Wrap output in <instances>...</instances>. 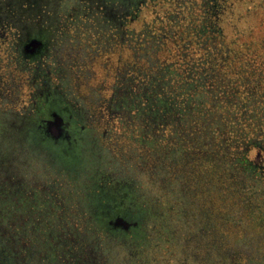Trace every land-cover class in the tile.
I'll list each match as a JSON object with an SVG mask.
<instances>
[{"label":"trees","instance_id":"16d2710c","mask_svg":"<svg viewBox=\"0 0 264 264\" xmlns=\"http://www.w3.org/2000/svg\"><path fill=\"white\" fill-rule=\"evenodd\" d=\"M41 1L0 3V27L9 31V51L15 61L26 58L20 51L21 43L37 36L36 32L27 35L23 28H27L24 21L36 22L35 10L39 9ZM144 1L147 0H110L107 4L111 7L113 3L118 18L126 23ZM232 2L199 0L196 4L194 0L196 5L190 6V11L183 5L180 14L187 22L179 33L172 34L180 41L187 39V44H181L184 50L180 59L163 62L155 56V63L146 60V66L127 65L122 71L127 73L124 78L116 75L112 98L105 105L106 118L115 117L122 129L134 132L129 138L141 152L133 148L122 152L131 168L125 172L135 178L110 183L109 186L123 197L115 203L119 208H114L115 214L100 225L101 233L118 232L126 240L135 238L144 224L152 230L149 239L163 238L175 254L183 251V258H177L178 261L181 258L183 264H264V40L257 43V47L248 41L243 48L237 45V38L227 41L223 15ZM102 15L105 16V11ZM106 17L107 24L115 30L113 16L107 14ZM114 32L117 37V31ZM158 33L160 35L156 36ZM158 33L151 32L149 24L130 33L137 41L143 40V45H135L133 51L151 41L156 45L154 49L161 47L163 42L159 39L167 37ZM37 38L44 43L42 37ZM189 47L193 49L191 52ZM257 48L259 53L255 52ZM127 77L131 80L128 87L123 81ZM45 95L35 93V104L30 109L0 108V128L20 135L33 133L38 142H50L54 160H59L57 153H60L64 157L60 159L66 161L67 157L76 155L74 150L82 145V136L90 130L86 127L79 131L76 124L80 122L74 117L68 120L67 113L61 109L65 123L71 126L56 139L49 136L45 123L52 119L56 106L52 97L45 103ZM56 105L63 106L61 102ZM6 159L0 149V190L4 199L8 198L5 193H11L4 201L7 208L1 210L6 219L21 215L19 219L23 223V214L14 212L8 205L12 199H18L16 193L22 181L4 172ZM172 172L180 175L179 179L185 176L183 187L189 186V191L184 192L192 202L188 210L182 206L181 195L185 193L178 191L177 196L171 192ZM138 176H143L146 184ZM160 182L164 183L165 190L160 189ZM91 187L108 203L105 189L96 178ZM131 194L136 199L143 195L145 205L142 207L150 214L149 222H154L153 225L131 218L124 211L130 205H137L131 200ZM151 195H155V199L151 200ZM172 215L177 217L178 223L171 222ZM117 216L131 224L127 230H119L109 223ZM6 219L0 226V261H3L0 264H9L12 260L14 264H27L31 258L21 233L24 230L35 232L38 228L20 224L13 230L15 225L7 223ZM53 231L50 226L46 229L47 236L51 237L46 261L57 264L61 258L67 264H80L73 253L76 240L65 241L63 252L74 248L59 254L56 243L60 240L52 239ZM66 233L61 231V235Z\"/></svg>","mask_w":264,"mask_h":264},{"label":"rangeland","instance_id":"374dc122","mask_svg":"<svg viewBox=\"0 0 264 264\" xmlns=\"http://www.w3.org/2000/svg\"><path fill=\"white\" fill-rule=\"evenodd\" d=\"M3 1L9 0H0V3ZM108 1L110 0H42L39 9L35 10L36 22L24 21L27 27L23 28L25 33L29 32L30 35L36 32L44 40V46L38 53L40 55L32 63L27 62V59L14 60L15 57L9 51V31L0 27V108L24 107L33 86L38 84L39 78L35 75L39 73L40 79L46 83V96L48 99L52 97L53 104H63L59 108L67 113L68 120L74 117L80 124L92 122L95 127V131L82 136V145L74 150L76 155L67 157L66 161L60 159L64 158L60 153H57L59 160H54L50 142H38L33 133L20 135L19 132L0 128V149L7 156L4 172L16 175L18 179L20 177L19 181H22L21 189L16 193L18 199L14 198L7 204L11 210L24 216L23 223H20L21 215L6 219L1 209L7 208L4 201L8 200L11 193H5L8 198L4 199V193L0 190V226L6 219L7 223L15 225L13 230L20 224H25L26 228H38L35 232L24 230L21 233L27 242L26 250L31 258L27 264H55L45 259L51 240L46 234L48 226L54 230L52 239L60 240L56 243L59 254L74 248L69 247L63 252L65 241L76 240L77 247L73 253L80 264H183V251L175 254L172 246L166 245L163 238L149 239L152 230L149 231L144 224L136 232L135 238L126 240L118 232L113 235L101 233L100 225L115 214L114 208L119 209L115 203L123 197L119 191L109 186L110 183L118 179L135 178L133 174L125 172L121 167L122 161L116 155L128 148H133L138 153L141 149L129 138L134 132L122 129L115 117L106 118V107L99 104L101 101L103 104L105 98L109 97L116 75L119 79L124 78L127 73L122 71L132 62L138 66H146V60L155 63L156 57L163 62L180 59L184 50L181 44H187V39L180 41L172 34L179 33L187 22L180 14L182 6L185 5L190 11V6L198 4L199 0H196V4H193L194 0H147L146 6L142 5L126 23L124 20L121 22L115 7H109ZM230 1H233L232 5L224 13L222 23L227 41L232 42L237 38L236 43L242 48L248 41L250 44L254 42V47H257V43L264 40V0ZM43 7L48 9L50 16L43 13ZM103 11L105 16L102 15ZM183 12L187 17L185 10ZM107 14L113 16L117 37L114 35V27L112 29L107 24ZM194 14L197 12L194 11ZM145 24H149L151 32H161L168 39H159L163 43L157 49H154L156 45H152L151 41L133 51L135 45H143V40L137 41L130 33L142 29ZM158 35L160 33L156 36ZM188 50L191 52L193 49L189 47ZM255 52L259 53L258 48ZM123 81L126 87L131 83L129 77ZM179 176L174 174L172 179L174 187L171 192L174 191L177 196L178 191H189V186L183 187L185 176L180 179ZM138 177L146 184L143 176ZM95 178L99 181V186L105 189L104 196L108 203L103 201L97 189L91 187ZM163 184L160 182L161 190H165ZM184 195H181L182 206L188 210L192 204L191 198L186 193ZM144 199L142 194L137 199L131 194V200L137 205H130L124 211L129 217L139 218L147 223L151 218L143 210ZM152 199H155V195H151ZM104 202L106 204L102 205ZM176 202L178 205V199ZM171 218V222L178 223L175 215ZM149 224L153 225L154 222ZM62 230L67 233L61 235ZM173 254L175 255L172 256ZM178 256H181L179 261ZM58 260L57 264H67L61 258ZM14 262L9 261V264Z\"/></svg>","mask_w":264,"mask_h":264},{"label":"flooded vegetation","instance_id":"af4514ba","mask_svg":"<svg viewBox=\"0 0 264 264\" xmlns=\"http://www.w3.org/2000/svg\"><path fill=\"white\" fill-rule=\"evenodd\" d=\"M29 1H31V3L32 2H34L35 0H29ZM146 4H147V1H144V6H146ZM110 6L112 7L113 6V3H111L110 4ZM45 9V13H46V15L47 16H49L50 14H49V11H48V9L47 8H44ZM140 9V8H139ZM103 14V13H102ZM109 15H111V14H109ZM111 28V27H110ZM29 34V32H27V35ZM35 43H37V47H33V45L35 44ZM44 46V43L42 42V39H40V38H37L36 36L35 37H32V38H30L27 42H23V43H21V46H20V51H21V53H22V55L24 56V57H26V58H23V59H27L26 61L27 62H34V60L33 59H35L36 57H37V55H40V54H38V53H40L41 51L40 50H42V47ZM132 63H134V62H132ZM36 77H38L39 78V80H38V84H36V85H34L33 86V91H32V93H31V95H30V97L28 98V102L24 105V107H20L19 108V110H21V111H23V110H26V109H30L33 105L32 104H35V97H34V94L35 93H40V94H43V93H45V94H47L46 93V88H44V86L46 85V83H44V80H41L40 79V77L39 76H36ZM29 81V80H28ZM55 84H57V82H55ZM113 86H114V83L112 84V86H111V93H110V95H109V97L108 98H105V100L103 101V104H102V101H101V103L99 104L100 106H103L104 105V107H105V105H106V103H107V100H109V99H111L112 98V94H113ZM48 101V97L45 95V103ZM100 102V101H99ZM55 106H56V109L52 112V115H51V117H52V119H48L47 121H46V123H45V127H46V131H47V134L49 135V136H51V134L49 133V131H48V122L49 121H51V120H53L54 119V115H57V116H61L62 118H63V129L65 130L64 132L65 133H67V131H68V129H69V126H71V124L70 123H65V118H64V116H63V112H62V110H61V108H58L57 106L58 105H56L55 104ZM48 108H49V106H48ZM58 108V109H57ZM95 126H97V125H100L99 123H97V125L96 124H94ZM88 128L90 131H92V130H94L95 131V127L93 126V124H92V122H90V123H87L86 125H84V124H76V128L79 130V131H81V130H84L85 128ZM108 133H111V132H108ZM67 135V134H66ZM104 149H107L108 150V147H105ZM122 153V151L120 152V153H118V155H116V158H119L120 159V161H122L121 163H122V165H121V167L123 168V167H125L126 166V169L124 168V170H130L131 168L130 167H128L127 165V163H128V161L127 160H125V158H124V156L121 154ZM121 154V155H120ZM126 161V162H125ZM119 219H123L121 216H117V217H115L113 220H111V221H109V223L110 224H112V226L113 227H115V228H117V229H119V230H125V229H123V227H122V225H118L117 224V221L119 220ZM124 220V219H123ZM129 228V227H128ZM127 230V229H126Z\"/></svg>","mask_w":264,"mask_h":264},{"label":"water","instance_id":"95a60500","mask_svg":"<svg viewBox=\"0 0 264 264\" xmlns=\"http://www.w3.org/2000/svg\"><path fill=\"white\" fill-rule=\"evenodd\" d=\"M33 47H37V43L33 45ZM63 127V118L61 116L54 115V119L48 122V131L51 134L53 139L60 137L64 133ZM118 225H122L123 229H128L130 227V223L126 220L119 219L117 221ZM135 224V223H134Z\"/></svg>","mask_w":264,"mask_h":264}]
</instances>
